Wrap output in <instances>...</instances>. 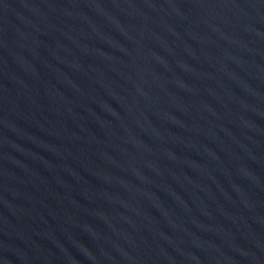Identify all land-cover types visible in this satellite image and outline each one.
I'll return each mask as SVG.
<instances>
[{
  "label": "water",
  "instance_id": "95a60500",
  "mask_svg": "<svg viewBox=\"0 0 264 264\" xmlns=\"http://www.w3.org/2000/svg\"><path fill=\"white\" fill-rule=\"evenodd\" d=\"M0 264H264V0H0Z\"/></svg>",
  "mask_w": 264,
  "mask_h": 264
}]
</instances>
